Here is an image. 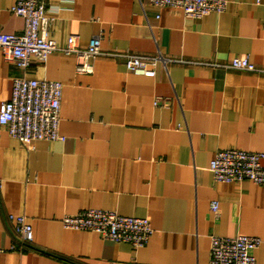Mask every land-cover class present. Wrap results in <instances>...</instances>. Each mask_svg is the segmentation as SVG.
<instances>
[{"label": "crops", "instance_id": "obj_1", "mask_svg": "<svg viewBox=\"0 0 264 264\" xmlns=\"http://www.w3.org/2000/svg\"><path fill=\"white\" fill-rule=\"evenodd\" d=\"M15 0H0V33H19ZM50 37L99 36L106 53L158 59L155 76L126 71L124 57H98L89 74L72 56L32 59L26 72L0 53V104L14 79L63 84L59 133L27 149L0 125V264H208L210 237H259L264 264V185L214 181L216 151L264 154V73L232 69L247 57L264 69V0H228L200 19L149 0H49ZM264 167V157L261 160ZM216 201L215 217L210 203ZM86 209L146 217L140 248L93 231L66 229ZM9 214H23L33 241L14 250Z\"/></svg>", "mask_w": 264, "mask_h": 264}, {"label": "built area", "instance_id": "obj_2", "mask_svg": "<svg viewBox=\"0 0 264 264\" xmlns=\"http://www.w3.org/2000/svg\"><path fill=\"white\" fill-rule=\"evenodd\" d=\"M149 3L180 11L184 17L200 19L211 13L224 12L228 0H149ZM50 10L49 0H15L10 11L22 17L24 25L19 33H0V53L4 61L26 72L32 59L43 63L50 55L58 53L74 58L76 73L89 74L96 58L122 56L126 71L146 77L155 76L158 60L166 62V59L134 54L106 53L99 36L81 46L78 35H70L66 43L58 45L50 37L53 20L47 15ZM228 66L264 73V69L256 67L247 57H234ZM62 88L63 84L55 80L24 76L14 79L10 99L0 104V125L27 149H32L35 141H63L65 137L59 133ZM263 157L262 152L221 149L216 151L208 168L216 182L249 180L264 185ZM210 209L215 217L219 215L216 201L210 203ZM7 219L13 225L11 248L24 250L33 241L31 225L23 214H9ZM61 224L66 229L93 231L105 239L129 243L135 249L143 247L153 232L146 217L124 216L102 209L64 215ZM261 244L262 240L255 236H211L208 264H257L254 251Z\"/></svg>", "mask_w": 264, "mask_h": 264}]
</instances>
